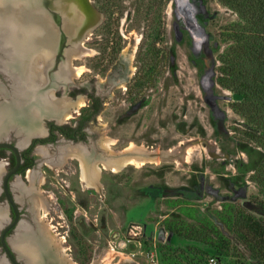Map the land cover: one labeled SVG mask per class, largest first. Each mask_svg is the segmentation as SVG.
<instances>
[{
    "label": "rangeland",
    "instance_id": "1",
    "mask_svg": "<svg viewBox=\"0 0 264 264\" xmlns=\"http://www.w3.org/2000/svg\"><path fill=\"white\" fill-rule=\"evenodd\" d=\"M88 1L101 22L77 46L83 49L79 58L69 59L78 48L71 39H60L56 61L69 69L71 83L67 90L58 83L52 91L85 100L68 125L90 114L86 95L73 90L84 85L96 92L104 105L86 123L89 138L114 156L133 145L156 153V161L114 171L103 167L106 157L94 159L101 170H90L91 184L81 179L82 186L77 157L53 166L46 161L49 167L38 164L37 178L46 176L38 190L49 203L38 221L57 245L59 260L203 264L206 254L198 248L211 249L203 238L217 240V229L229 240L227 254L218 256L220 264H257L231 227L240 208L258 215L254 201L261 195L249 176L264 153L242 137L244 121L230 108L236 95L216 82L219 54L230 42L228 30L239 23L236 13L217 0H167L159 22L146 10L148 0ZM155 23L163 32L157 54L152 48ZM124 59L128 66L122 71ZM74 67L80 68L78 75ZM6 78L0 72V100L1 90L12 89ZM93 161L88 165L93 167ZM174 227L177 234L169 231Z\"/></svg>",
    "mask_w": 264,
    "mask_h": 264
},
{
    "label": "bare ground",
    "instance_id": "2",
    "mask_svg": "<svg viewBox=\"0 0 264 264\" xmlns=\"http://www.w3.org/2000/svg\"><path fill=\"white\" fill-rule=\"evenodd\" d=\"M39 1L0 0V42L2 41L4 48L8 51H5L8 53L6 58H0V66L5 72L10 71L12 73L13 71V73H16L18 71L20 73L19 75L12 73L14 80H16L14 92L16 94L15 99L18 102H4L0 108V135L2 134L1 130L3 131L5 125H7L6 122L2 123L5 120L4 118L14 115L15 118L13 117V120L10 122L11 124H9L12 126L20 124V132L22 131L20 144L24 143L30 135L41 132L39 123L35 120L34 122L30 117H38L40 115L56 116L59 114V121H67L72 117L73 113L85 104L82 96H78L75 99L63 95L58 98L54 96L53 88L59 83V78L68 77L67 70L69 69L67 67L65 69V66L61 65L59 68L62 75L59 76L58 70L48 81L47 68L50 64L49 59L52 58L57 48L58 26L56 27L52 23V17L45 16L42 13V9L40 10L38 5ZM50 1V10H57L61 13L63 16L62 28L68 33L69 39L73 42L76 40L75 37L77 38L79 30H81L78 25L79 23L98 21L93 11L91 10L92 12H90L87 6L79 4L78 0ZM31 8L34 9L31 10ZM86 31V34H90V29ZM86 38L87 35L81 40L78 39V45H82ZM82 51L79 48L77 51L72 49L67 57L69 59L70 57L79 58L82 55ZM21 52L22 54H20ZM18 54L23 55L24 59L19 58ZM74 68H76L75 74L78 75L80 68ZM21 72H23L24 76L21 75ZM47 82H50L52 88L47 89ZM3 105H7V108H2ZM108 142L109 140H107V144ZM61 149L62 160H65L67 156H75L79 159L81 179L87 182V184H91V182H88V179L92 173L87 168L86 155L81 152L82 149L78 146L73 147L69 145ZM124 151L121 155L114 156L110 153L111 155L106 156L107 159L102 160L103 167L118 171L128 164L142 165L147 162L156 161V153H153L155 154L153 155L151 151H147L144 148L138 147L135 149L133 145H129ZM91 165H93V169L97 171L101 170L98 168L96 162ZM36 202L39 205L41 203L38 199H36ZM46 211L47 209L43 207V214ZM31 234V232L26 233L29 236ZM21 240L23 239H16L12 242L18 253L24 255L31 264L40 260L41 251L39 250V245L34 244L35 242H30V240L25 242ZM41 241V245L43 243L47 245L46 250L53 245L47 236L45 239H41ZM45 253H48V250Z\"/></svg>",
    "mask_w": 264,
    "mask_h": 264
},
{
    "label": "flooded vegetation",
    "instance_id": "3",
    "mask_svg": "<svg viewBox=\"0 0 264 264\" xmlns=\"http://www.w3.org/2000/svg\"><path fill=\"white\" fill-rule=\"evenodd\" d=\"M1 44L2 41L0 42V58L6 55V52H4L5 50L3 49L4 46L3 44L1 46ZM58 54L59 49L55 54L54 59H52V65L47 69L49 77H52V75L58 71L59 62L56 61V56H58ZM123 61L125 64L122 71H125L126 65L128 66V60L124 59ZM1 69L3 70L2 67ZM9 72L10 71H6L5 74L9 76L12 82V89L9 92L1 90V94L4 95L3 97H6V102H18V100L15 99L16 94L13 90L16 80L13 78V71L12 73ZM21 73V75L24 76L23 72ZM13 74L19 75L20 73L17 71ZM124 77L127 78L126 75H124L123 78ZM73 92L77 94H85L91 103L90 114L86 119H80L73 125H68L66 121H59V114L56 116L45 115L44 119H42L43 123L39 124L40 126L38 125L41 128V132L34 134L36 137H32L31 139L27 138L22 144H20L22 131L20 132V130L14 129L10 124L6 125L3 131L1 130L2 134L0 135V143H8L17 149L19 164L15 172L8 174L14 169L17 158L11 148L0 147V264H13L7 257L1 241V232L3 228L15 218L14 209L6 197L4 181H6L5 185L7 192L13 199L18 214L17 222L13 224L4 235L5 244L11 251L14 259L19 264H31L24 255L18 253L12 242L16 239H32V242L35 241L36 244L39 245L41 253H44L41 259L34 264H64L62 261H59V254L56 252L58 248L55 247L57 245H52L51 248L47 249L48 253H45V251H47V245L43 243L42 247L40 244L42 242L41 239H45L46 235L41 228V224H39L38 220L40 219L38 218L40 213L43 214V207H48L49 203L46 200V197L41 195L38 190V185H44L46 182L45 174L40 178H37L36 172L41 171L38 164L48 166L46 164L47 161L48 164L51 163L50 166L59 165L62 161L61 148L63 147H60V145H77L80 147V149H82L81 152L86 155L87 165L94 159H100L111 155L110 153H106V149H102L103 147L99 146L95 139L89 138L86 127V123L90 121L89 119L93 120V118L102 110V106L104 105L102 100L103 97L96 94V92H93V90H88L84 85L77 87ZM74 93L72 95H74ZM54 96L57 97L55 94ZM87 168L89 171L93 169L90 164ZM43 172L45 173L44 170ZM78 180L80 181V186H82L80 166ZM36 199L41 202L40 205L37 204ZM28 232H31L32 234L30 236L26 235ZM21 233L23 234L21 235ZM37 239L41 242L37 241Z\"/></svg>",
    "mask_w": 264,
    "mask_h": 264
},
{
    "label": "trees",
    "instance_id": "4",
    "mask_svg": "<svg viewBox=\"0 0 264 264\" xmlns=\"http://www.w3.org/2000/svg\"><path fill=\"white\" fill-rule=\"evenodd\" d=\"M217 1L235 12L239 23L228 30L230 42L219 54L216 82L236 95L237 99L230 104V108L244 121L242 137L253 142L264 153V0ZM166 2L167 0H148L146 10L161 22L162 8ZM140 4L144 5L143 1ZM159 26L162 28L161 24L155 23L153 27L155 37L152 39V48L156 54L160 49L156 47L157 44L163 41V32L158 29ZM249 179L257 184L261 195L254 201L258 215L240 208L232 215L237 221L233 222L231 228L237 231L238 237L249 248L257 264H264V156ZM226 211V218L231 221L232 208ZM177 230L178 227H174V230L169 228L172 233L177 234ZM215 231L217 240L211 237L204 239L205 236L203 238L205 245L211 249L203 251L198 248L202 254H206L203 264L208 255L215 256L217 264H220L218 256L228 252V238L217 229ZM198 233L199 236L203 234L202 231ZM190 240L199 239L190 237Z\"/></svg>",
    "mask_w": 264,
    "mask_h": 264
},
{
    "label": "water",
    "instance_id": "5",
    "mask_svg": "<svg viewBox=\"0 0 264 264\" xmlns=\"http://www.w3.org/2000/svg\"><path fill=\"white\" fill-rule=\"evenodd\" d=\"M49 2H51L50 0H40L38 3V5H39V7H40V10L42 9V13L43 14H45V16H49V17H52V20L54 21V22H56L59 26L57 27V30H58V35H57V41H56V44H57V48H56V51L54 52V55H53V57H52V59H54V56H55V54L58 52V49L60 48L59 47V45H60V43H61V41L62 40H64V42L66 41V42H69L70 41V39H69V36L67 35L68 33H66L65 31H64V29L62 28V24H63V16L61 15V13L60 12H58L57 10H50V7H49ZM78 2H79V4L81 3V4H83L84 6H87L88 8H89V10H90V12H92L91 10H93L94 11V13H96L97 14V16H99L98 18H99V20L97 21V22H95V21H93V22H91V21H84V22H81V23H79L78 25L80 26V28H81V30H79V33H78V36H77V38L75 37V39L76 40H74V43H75V46L77 47L78 46V43H77V41H78V39H82V38H85V36L87 35V37L89 36V34H86L87 33V29H90V33L92 32V30L95 28V26H97L100 22H101V14L99 13L98 14V12H96L92 7H91V5H90V3H89V1L88 0H78ZM46 3V4H45ZM45 5H48V7H45ZM44 10V11H43ZM91 25V26H90ZM90 26V27H89ZM60 39H61V41H60ZM79 40V41H80ZM72 42V41H71ZM76 47H75V49H76ZM78 48V47H77ZM61 50V49H60ZM59 50V51H60ZM20 54H22V52L20 53ZM20 54H18L19 55V58H23L22 56L23 55H20ZM24 59V58H23ZM128 60V59H127ZM52 62L53 61H51V63L49 64V68H50V66L52 65ZM62 64H66L67 65V63H66V61H63L62 62ZM2 74H3V76L6 78V79H8L9 78V76H7L3 71H0ZM10 80V79H9ZM71 83V81H69V79H68V77H65V78H63V77H61V79L59 78V85H62L64 88H65V90H67V87L69 86V84ZM63 93H65L66 94V92H63ZM64 96H66V95H64ZM7 100H6V97H3V99L0 101V107H1V105H2V103H4V102H6ZM3 107H6L7 108V105L5 106V105H3L2 106V108ZM44 116L45 115H40V116H38V117H35V116H33V117H30L33 121L35 120V121H37V123H39V124H42L43 123V120L42 119H44ZM13 117H14V115L13 116H6L4 119V121H2V123L4 122H6L7 123V125L13 120ZM15 118V117H14ZM22 119V118H21ZM34 121V122H35ZM18 123V122H17ZM11 124V123H10ZM22 125V124H21ZM12 126V125H11ZM5 127H6V125H5ZM4 127V128H5ZM13 128L14 129H19L20 130V124L18 125V124H14V126H13ZM32 137H36V136H34V135H30L29 136V138L28 139H31ZM0 147H9V148H11L12 150H13V152L15 153V155H16V158H17V161H16V165H15V167H14V169L12 170V171H10L8 174H10V173H12V172H15V170H16V168H17V166H18V164H19V157H18V152H17V149L14 147V146H11V145H9L8 143H0ZM7 174V175H8ZM7 175H6V177H7ZM5 182L6 181H4V186H5V192H6V197H7V199H8V201H9V203L12 205V207H13V209H14V212H15V218H14V220L11 222V223H9V224H7V226H5L4 228H3V230H2V232H1V241H2V246H3V249H4V251H5V253H6V255H7V257L10 259V261L13 263V264H19L15 259H14V257L12 256V254H11V251L9 250V248L7 247V245L5 244V241H4V235H5V232L11 227V226H13V224H15L16 222H17V220H18V214H17V209H16V206H15V203H14V201H13V199L10 197V195L8 194V192H7V189H6V185H5ZM40 257H42V253H40ZM46 255V254H45Z\"/></svg>",
    "mask_w": 264,
    "mask_h": 264
},
{
    "label": "built area",
    "instance_id": "6",
    "mask_svg": "<svg viewBox=\"0 0 264 264\" xmlns=\"http://www.w3.org/2000/svg\"><path fill=\"white\" fill-rule=\"evenodd\" d=\"M205 264H217V259L215 256L208 255Z\"/></svg>",
    "mask_w": 264,
    "mask_h": 264
}]
</instances>
